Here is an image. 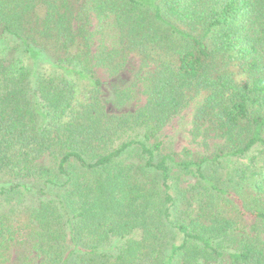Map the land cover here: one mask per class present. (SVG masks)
<instances>
[{"label": "trees", "instance_id": "trees-1", "mask_svg": "<svg viewBox=\"0 0 264 264\" xmlns=\"http://www.w3.org/2000/svg\"><path fill=\"white\" fill-rule=\"evenodd\" d=\"M130 54L146 100L108 112L136 91L94 67ZM197 94L222 144L162 153ZM263 236L264 0H0V264H264Z\"/></svg>", "mask_w": 264, "mask_h": 264}, {"label": "rangeland", "instance_id": "rangeland-1", "mask_svg": "<svg viewBox=\"0 0 264 264\" xmlns=\"http://www.w3.org/2000/svg\"><path fill=\"white\" fill-rule=\"evenodd\" d=\"M88 30L92 32L90 46L91 51L96 52L99 45V35L96 31V21L92 19ZM153 66L143 65L140 57L136 54H130L123 68L112 74L111 70L107 67L95 66L94 72L103 83V94L107 95L112 83L118 85L133 84L137 97L130 103L122 106L121 108L115 107L111 102L106 104L108 112L119 113L126 111H133L142 106L146 100V95L143 91V84L139 81V77L144 76L147 72L151 71ZM111 71V72H110ZM201 103L200 95H195L174 117L157 133L156 141L160 143L161 152H177L182 153L184 149L193 154H207L214 151L219 147L222 142L212 136H205L203 132L196 133L192 127V118L194 110ZM127 156L124 158L126 159ZM135 160V159H129ZM40 165L46 167H54L55 159L49 154H45L37 160ZM194 183L191 177H181L178 185L185 188ZM264 238V236H263ZM16 253L13 250L11 253V264L16 263Z\"/></svg>", "mask_w": 264, "mask_h": 264}]
</instances>
